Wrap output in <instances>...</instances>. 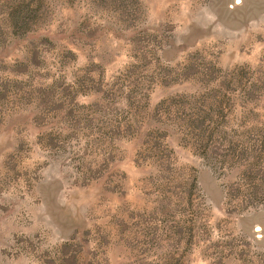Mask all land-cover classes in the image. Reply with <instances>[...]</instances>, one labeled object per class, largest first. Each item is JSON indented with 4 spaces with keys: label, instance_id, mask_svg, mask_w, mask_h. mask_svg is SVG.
I'll return each mask as SVG.
<instances>
[{
    "label": "rangeland",
    "instance_id": "374dc122",
    "mask_svg": "<svg viewBox=\"0 0 264 264\" xmlns=\"http://www.w3.org/2000/svg\"><path fill=\"white\" fill-rule=\"evenodd\" d=\"M0 264H264V0H0Z\"/></svg>",
    "mask_w": 264,
    "mask_h": 264
},
{
    "label": "water",
    "instance_id": "95a60500",
    "mask_svg": "<svg viewBox=\"0 0 264 264\" xmlns=\"http://www.w3.org/2000/svg\"><path fill=\"white\" fill-rule=\"evenodd\" d=\"M236 2H239V0H236Z\"/></svg>",
    "mask_w": 264,
    "mask_h": 264
}]
</instances>
